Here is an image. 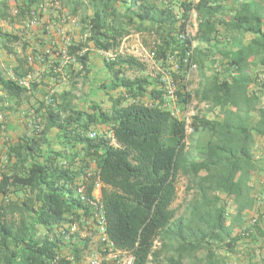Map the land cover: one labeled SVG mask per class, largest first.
<instances>
[{
    "label": "trees",
    "instance_id": "obj_1",
    "mask_svg": "<svg viewBox=\"0 0 264 264\" xmlns=\"http://www.w3.org/2000/svg\"><path fill=\"white\" fill-rule=\"evenodd\" d=\"M62 1L81 37L54 49L57 59L50 48L28 53L29 41L0 23V51L14 59L9 77L0 71V264H78L89 238L72 228L95 222L77 190L82 185L92 197L98 183L108 240L133 252L134 264H226L222 250L234 252L255 232L264 237L259 222L245 225V212L257 204L250 181L264 172V146L261 156L256 149L264 141V0ZM44 6L45 0H0V22L30 24ZM135 33L160 68L154 77L127 75L147 70L119 52ZM92 50L113 52L104 58L107 103L82 108L71 90L43 91L45 99L27 115L32 130L13 139L10 116L45 85L31 79L37 66L45 68L42 78L55 77L62 59L75 58L65 70L79 78L90 71ZM192 68L201 77L193 92ZM68 81L75 82L71 75ZM255 82L260 87L252 89ZM194 99L216 113L193 115L187 141L183 116ZM171 101L181 118L172 115ZM180 178L189 198L177 215Z\"/></svg>",
    "mask_w": 264,
    "mask_h": 264
},
{
    "label": "rangeland",
    "instance_id": "obj_2",
    "mask_svg": "<svg viewBox=\"0 0 264 264\" xmlns=\"http://www.w3.org/2000/svg\"><path fill=\"white\" fill-rule=\"evenodd\" d=\"M64 3L62 0L55 2H45L44 11L42 18L39 20V25H30L28 22L22 23L19 21H14V23L1 21V26L10 32L19 33L25 40L29 41L31 46L28 47L27 52L30 53L32 51V47H36L37 51L43 52L47 48H50V55L52 59H57L56 53L54 49L62 50L65 46L70 43L72 40H79L81 37L80 26L73 24L70 21V16H68V8L63 6ZM65 19L64 21H62ZM48 25V32H44L41 26ZM60 28L61 30H58ZM198 28V20L194 15L191 19V24L189 27V33L192 37H195ZM249 40V39H248ZM42 41V42H41ZM196 44V42H195ZM16 49L21 51V48L18 45L15 46ZM119 52L124 54H129L135 56L141 62L145 63L147 66V70L145 72L140 71H129L127 75L134 77L138 75H149L154 77L158 73H160L159 66L155 63L152 58L148 46L145 45L143 41V36L135 33L131 36L126 37L121 46L119 48ZM111 57L109 55H105L102 52L92 50L90 52V71L85 72L82 77H75L70 74L65 69H69L67 57L62 59L60 63V67L58 68V75L55 77H43L42 74L45 70L43 65H38L36 70L31 74V79L41 81L44 79V84L40 87V92H36L34 96L30 97V103H23L22 110L20 113L12 114L9 118L8 124V134L14 139L19 133H23L24 131H31V125L29 121H34L32 116L33 111L29 108L32 104L38 105V101H42L45 99V95L43 91H48L50 95L54 93L62 92L63 90H71L74 94L79 97V102L81 103V107L85 108L87 106V101H96V102H104L107 103L106 95L104 94L101 85L107 81V73L104 70V58ZM50 58V59H51ZM14 59L12 56L7 55L4 51H0V71L7 77L11 75V66L13 65ZM65 67V68H64ZM79 68V67H78ZM63 69V70H61ZM262 73L261 76L264 80V68H259ZM68 74V75H67ZM75 81H68L70 78ZM86 76V78H84ZM200 74L196 68H192L189 74L190 86L189 89L193 92L199 87L200 83ZM263 80H260L263 81ZM257 82L252 85V89L259 88ZM90 93V97L88 96ZM90 99H89V98ZM262 105H264V97L262 98ZM170 108L174 106L173 101L169 104ZM171 108V109H172ZM208 105L205 103H200L197 99H194L192 103L187 107V114L195 115V114H207L210 117H213V112L208 110ZM24 112V114H23ZM4 138L6 136H3ZM257 155H262V147L264 146V141L258 140ZM264 181V174L261 177ZM264 185V184H263ZM258 191V190H257ZM177 198L173 204V208H175L178 212L177 215H180L185 208L186 200L189 198L187 194V180L185 178H180L177 184ZM192 193V192H191ZM257 204L253 212L252 210L247 211L245 215V221L247 226L252 225L254 221L259 222V226L264 230V218L259 216L261 210H264V199L260 196V191L255 193ZM233 215V206L229 204L228 206V223H231ZM77 233L82 238H89L88 246L82 252L81 259L78 264H88L89 257L92 253H99V235L98 230L95 225L87 221L78 224L76 227ZM243 229H237L235 233H242ZM255 231V230H254ZM258 242V240H257ZM159 247V243H156V248ZM222 252H224L222 250ZM204 252L200 253V256H203ZM264 261V259H262Z\"/></svg>",
    "mask_w": 264,
    "mask_h": 264
},
{
    "label": "built area",
    "instance_id": "obj_3",
    "mask_svg": "<svg viewBox=\"0 0 264 264\" xmlns=\"http://www.w3.org/2000/svg\"><path fill=\"white\" fill-rule=\"evenodd\" d=\"M51 0H45V2H50ZM70 21L78 25V19L77 18H69ZM63 19L62 21H64ZM39 24V18L35 12L32 13V17L30 19V25H38ZM58 30H61L58 28ZM47 53L50 52V49L46 50ZM105 55L113 56V52H102ZM122 53V52H121ZM151 54V53H150ZM153 58V54H151ZM68 62L69 61H74L75 58L67 57ZM81 68V66L79 67ZM20 83L29 86L28 81L26 80H20ZM173 100H175L174 97H172ZM172 115L181 118V112L180 110L176 108H172ZM184 121H185V131H186V140L188 141L189 136L193 133V126H192V115H188L187 111L183 116ZM96 134L95 132H92L90 134L91 137H94ZM63 164H66L63 162ZM101 188V185L98 183L95 187V190L93 192L92 197H88L85 193V188L84 186L80 185L78 187V193L80 195V198L83 202H86L92 209L93 211V220L95 222L96 229L98 230V235H99V241L104 242V245L102 246V249L99 251V253H92L89 257V263L88 264H102L103 260H106L108 262H111L113 264H134L135 262V255L133 252L126 251V250H120L116 249L114 245L108 240V236L106 233V226H105V218L103 214V208L102 205L100 204V196L99 192L97 194V191H99ZM76 227L72 228L74 231Z\"/></svg>",
    "mask_w": 264,
    "mask_h": 264
},
{
    "label": "crops",
    "instance_id": "obj_4",
    "mask_svg": "<svg viewBox=\"0 0 264 264\" xmlns=\"http://www.w3.org/2000/svg\"><path fill=\"white\" fill-rule=\"evenodd\" d=\"M259 172V175L255 174L252 177L250 185L252 186L253 195L256 196L255 193L260 191V196L264 199V181L261 180L262 174H264V172ZM98 192L100 195L101 189L97 191V194ZM252 211L255 212L256 210L253 208ZM233 213H235L234 207ZM246 213L247 211L245 212V215ZM259 216L264 218V210L260 211ZM252 239V241L244 238L241 239L238 242L234 252L224 251L223 254L226 256V264H264V261L262 260L264 259V237L260 236L258 232H255Z\"/></svg>",
    "mask_w": 264,
    "mask_h": 264
}]
</instances>
